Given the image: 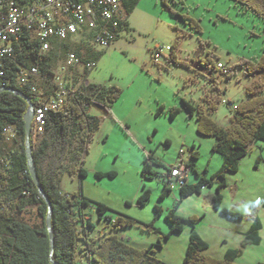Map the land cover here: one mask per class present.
Listing matches in <instances>:
<instances>
[{
	"label": "rangeland",
	"instance_id": "rangeland-1",
	"mask_svg": "<svg viewBox=\"0 0 264 264\" xmlns=\"http://www.w3.org/2000/svg\"><path fill=\"white\" fill-rule=\"evenodd\" d=\"M189 18L199 24L200 31L191 29ZM60 44H53L50 68L61 73L69 87L87 92L83 86L88 82L122 90L111 114L95 105L91 107L90 112L99 117L100 125L84 156L86 175L80 180L77 175L61 173L59 189L64 194L82 192L117 213L136 219L137 223L116 230L93 205H88L83 211L93 224L90 234L99 237L114 232L120 238L125 236L124 240L135 247L152 246L156 256L170 264H182L188 242L186 233L193 226L184 221L186 230L171 232V222L166 218L168 210L174 209L182 218L199 217L197 225L204 238L201 237L209 242L210 250H216L222 244V234L233 242L231 235L247 221L246 207H260L263 240L258 245L240 246L235 262H264V166L257 170L249 162L252 157L248 154L238 173L243 180L238 185L231 180L230 185L221 188L226 207L239 208L235 212L243 216L241 219L216 213L210 204L205 207V196L215 194L220 182L214 175L222 165L223 156L212 149L214 137L197 132L196 120L199 108L208 112L205 96H219L217 108L210 116L219 125L228 126L235 113L234 105L249 98L247 87L254 81L264 83V71L247 74L243 63L264 55L263 18L243 12L236 0H139L127 15V25L109 46L94 44L86 35H77L62 43L67 48ZM173 45L181 64L169 59V47ZM69 52L79 53L82 60H91L96 65L90 71L82 66L62 71ZM218 61L231 67L233 73L218 74L213 67ZM38 86L40 90L47 88L45 83ZM183 101L194 106L192 115ZM160 105L164 111L157 114ZM171 108L177 109L174 117L170 116ZM258 142L264 158V141ZM3 145L7 150L17 148L14 140ZM180 149L185 150L184 158L192 151L198 153L197 158L191 159L193 165L188 179L197 182L205 176L208 182L200 192L174 207L179 198L178 185L164 197L160 195L163 175L167 173V166L176 164ZM145 154L158 161L150 160L151 171L147 173L142 172L144 163L149 161ZM144 188L150 190V199L139 206L137 197ZM29 207L24 213L25 222L42 225L37 205ZM116 212L110 211L107 215L114 218L118 215ZM149 224L153 228L147 227ZM158 241L161 246L155 247ZM80 264H87L86 259L82 258Z\"/></svg>",
	"mask_w": 264,
	"mask_h": 264
},
{
	"label": "trees",
	"instance_id": "trees-1",
	"mask_svg": "<svg viewBox=\"0 0 264 264\" xmlns=\"http://www.w3.org/2000/svg\"><path fill=\"white\" fill-rule=\"evenodd\" d=\"M139 0H123L126 20L123 27L127 25V15L132 12ZM243 12L254 13L264 20V0H236ZM190 19V18H189ZM191 29L200 31L199 24L190 19ZM122 27V28H123ZM121 28V29H122ZM177 44V40L175 42ZM22 52L18 54L17 61L22 65L39 63L43 71H47L50 64L40 61L37 56L38 42L28 39L27 33L22 35ZM67 48L66 44H60ZM170 48L169 59L181 64L176 59L173 45ZM79 54V53H77ZM50 53L49 60L52 59ZM247 74H255L264 71V55L255 60L243 61ZM215 68V65H213ZM13 62L9 64L7 86L0 88H14L29 97L36 104L34 96L16 83ZM230 68V76L233 71ZM264 83L254 81L247 87L249 98L235 109L230 117V124L226 127L219 125L210 113L214 112L219 103V96H205L208 103V112L199 108L196 116L197 132L203 136H212L215 143L212 149L223 156L220 169L214 175L220 179L216 192L212 197L213 206L219 212L236 219L241 214L230 209L221 207V188L226 185L225 174L236 172L240 159L248 152V147L258 140L264 141V94L262 86ZM85 92L77 89L72 97H69L63 108L59 111H51L47 114V123L42 133H35L31 128V153L35 165L39 183L49 199L52 207L51 229L53 233V254L52 258L59 264H80L82 258L92 261L94 264H170L156 256V250L152 246L138 248L128 244L120 238L117 233L110 232L104 236L94 237L89 229L93 227L92 222L83 211L88 205H93L101 217L111 222L114 229L133 226L137 220L117 213L103 202L94 201L82 192L64 194L59 189V176L66 172L71 176L77 175L80 180L86 175L83 167L84 156L88 151L89 143L96 129L100 125L98 116L90 112L91 107L98 104L102 110L111 114L113 103L121 96L122 90L117 86H102L86 84ZM190 115L194 113V106L183 101ZM27 102L20 96L8 91L0 90V160H7V167L0 162V173L3 180L0 182V264H52L49 256L50 240L45 226L47 213L46 203L37 191L31 178L27 157L24 148V121L23 115L27 110ZM164 111V106L158 107L157 114ZM176 108L170 109V116L174 117ZM15 127L14 142L17 148L7 150L3 145L5 137L3 131L6 127ZM147 159L143 166V173L150 172V160L158 163L157 160ZM149 157V158H148ZM197 158V152L192 151L189 155L188 167L193 165L191 159ZM169 171V166H167ZM113 175V173H108ZM164 176V175H163ZM161 197L171 191L164 179ZM208 181L200 177L194 184L179 186V198L174 207L187 196L200 192L201 188ZM24 192H28L25 194ZM37 196H39L37 198ZM150 199V190L144 188L137 197L136 204L145 205ZM18 200L21 206L16 202ZM37 205L39 216L42 218V225H31L18 219L15 214V207H28ZM7 205V206H6ZM160 212V208L155 206ZM116 212L118 215L112 218L108 212ZM166 218L171 222V232L183 230V222L188 221L193 228L188 236L187 247L182 264H237L235 258L239 255L240 249H229L224 256L217 258L205 253L208 243L196 230L200 220L197 216L182 218L174 209L168 210ZM153 228L152 224L147 225ZM261 221L255 218L247 238L258 244L261 240L259 230ZM160 247L161 242L154 244ZM257 264H264L258 262Z\"/></svg>",
	"mask_w": 264,
	"mask_h": 264
},
{
	"label": "built area",
	"instance_id": "built-area-1",
	"mask_svg": "<svg viewBox=\"0 0 264 264\" xmlns=\"http://www.w3.org/2000/svg\"><path fill=\"white\" fill-rule=\"evenodd\" d=\"M125 20L123 0H0V85H8L9 64L13 62L16 83L25 87L36 101L32 120L35 133L44 131L47 114L61 110L77 89L69 87L63 75L50 66L43 71L38 62L28 65L16 62L23 48L22 35L27 33L28 39L38 42V58L50 64L54 43L86 35L94 44L109 46L117 39ZM95 65V62L84 61L76 53L69 52L61 70L82 66L85 71H90ZM215 69L218 74L230 73V68L220 61ZM39 83H45L47 88L40 90ZM236 107L234 105V109ZM15 132V127L8 126L3 135L10 140ZM184 154L185 150L180 149L176 164L169 166V171L163 176L167 187L172 190L187 181L189 157L184 158ZM0 162L7 167V160L1 159ZM2 180L3 174L0 173V182Z\"/></svg>",
	"mask_w": 264,
	"mask_h": 264
},
{
	"label": "crops",
	"instance_id": "crops-1",
	"mask_svg": "<svg viewBox=\"0 0 264 264\" xmlns=\"http://www.w3.org/2000/svg\"><path fill=\"white\" fill-rule=\"evenodd\" d=\"M119 35H120V33H119ZM14 137H15V135L10 140H13ZM10 140H6L5 139L3 142H7V141H10ZM260 147H261V143L258 142V141L254 142L253 144H251L248 147L247 154L240 159L239 167H238L237 171L234 173L236 175H230L229 172L225 174V182H226V185L225 186L230 185L229 182H231V180L233 181V183L235 185H238L239 180H243L242 177H239L238 176V173H239V170H240V166H241L242 160L248 154H251V157H252L249 162L251 163V165H253L255 168H257V170L264 166L263 165L264 163L262 162V159H264V158L262 156V152H261ZM203 178H205V176H203ZM186 182H187V184H194V183H196L194 179L193 180H190V179H188V177H187V181ZM236 187L238 188V186H236ZM194 194L195 193H193L191 195H194ZM191 195H189V196H191ZM213 195H214V193H210V194H207L205 196V198H204L205 199V207L206 206L208 207V205L210 204V206L214 210V212L219 213V211L216 210L214 208V206H213V202H212ZM189 196H187V197H189ZM15 203H17L18 206H21V203L18 200H16ZM262 204H264V203H262ZM221 207L228 208V209H231V210H234V211H240L239 208H237V207H226L225 200H224V194L222 195ZM29 208H30L29 206L26 207V208H24V207H15L14 208V211H15V214L18 217V219H20L22 221H25L24 220V213L27 212L29 210ZM246 209L247 210H245V211H246L247 221H246L245 224H243L241 226V228H238L236 230V233H234V235H231V237L234 238L233 242H229L227 240V238H226L227 235H223L222 234L221 235V238H220V241L222 242L221 246L218 247L216 250H210V244L208 242V248L205 251L206 254L211 255V256H214V257H217V258H221V257L224 256L225 252L227 250H229V249H235V248H238L239 249L240 246L241 247H243V246L244 247L245 246L247 247L249 244H253V245L256 244V243L252 242L251 240H249L247 238V233H248V231H249V229H250V227H251L254 219L256 217L259 218V209H260V207H246ZM36 210H37V207H36ZM37 213H38V210H37ZM192 213H196V212H192ZM38 215H39V213H38ZM196 229L199 232V234L203 237V235H202V233L200 231L199 225L196 226ZM184 230H186V229L183 228V231ZM191 230H192V228L187 230V233H186L187 234V238H188ZM259 235L261 237V240H260V242L258 244H260L262 242V240H263V223H262V221H261V228L259 230ZM124 237L125 236H122L121 238L124 239ZM86 261H87V264H90L92 262V261H89L87 259H86Z\"/></svg>",
	"mask_w": 264,
	"mask_h": 264
},
{
	"label": "water",
	"instance_id": "water-1",
	"mask_svg": "<svg viewBox=\"0 0 264 264\" xmlns=\"http://www.w3.org/2000/svg\"><path fill=\"white\" fill-rule=\"evenodd\" d=\"M8 90L18 96H20L22 99H24L27 102V110L23 115V121H24V148H25V153H26V157H27V165H28V169L31 175V178L37 188V191L39 192V194L41 195V197L43 198V200L46 203V207H47V213H46V217H45V226L46 229L48 231V235H49V240H50V248H49V256H50V261L52 264H59L56 261L53 260L52 258V254H53V249H54V243H53V233H52V229H51V211H52V207H51V203L49 201V199L47 198V196L45 195V192L43 191L38 177H37V173H36V169H35V165L33 162V158H32V153H31V142H30V136H31V128H32V120H33V109H34V103L31 99V97H29L28 95L15 90L14 88H0V90ZM95 106L99 107L100 109H102V107L98 104H96Z\"/></svg>",
	"mask_w": 264,
	"mask_h": 264
}]
</instances>
